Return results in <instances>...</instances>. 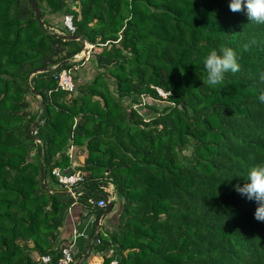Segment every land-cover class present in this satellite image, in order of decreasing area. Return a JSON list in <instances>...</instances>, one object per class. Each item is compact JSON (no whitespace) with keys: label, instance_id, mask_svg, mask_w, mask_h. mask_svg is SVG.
<instances>
[{"label":"trees","instance_id":"obj_1","mask_svg":"<svg viewBox=\"0 0 264 264\" xmlns=\"http://www.w3.org/2000/svg\"><path fill=\"white\" fill-rule=\"evenodd\" d=\"M229 2L35 0L40 26L27 0H0V264L55 261L77 208L94 213L83 250L102 264H264L257 202L234 188L264 161V25ZM64 15L79 40L47 27ZM83 42L95 74L61 90L57 75ZM222 46L241 67L209 87L203 59ZM145 96L163 102L146 104L149 119L134 107ZM71 146L84 158L77 200L46 182L54 167L71 170ZM110 185L121 200L96 228L104 208L88 200L107 199Z\"/></svg>","mask_w":264,"mask_h":264},{"label":"clouds","instance_id":"obj_2","mask_svg":"<svg viewBox=\"0 0 264 264\" xmlns=\"http://www.w3.org/2000/svg\"><path fill=\"white\" fill-rule=\"evenodd\" d=\"M229 9L233 12L246 11L250 23L264 25V0H230ZM206 79L203 83L214 87L224 81L226 73H236L240 70L237 52L231 47L222 46L219 51L213 50L203 59ZM264 81V73L260 74ZM260 104H264V90L256 97ZM239 176V175H238ZM243 184L234 185L235 190L248 200L257 202L254 218L264 221V161L251 167Z\"/></svg>","mask_w":264,"mask_h":264},{"label":"built area","instance_id":"obj_3","mask_svg":"<svg viewBox=\"0 0 264 264\" xmlns=\"http://www.w3.org/2000/svg\"><path fill=\"white\" fill-rule=\"evenodd\" d=\"M61 23L63 28L65 29V32H67L68 35H73L75 31V26L72 22L71 15H64L61 19ZM89 47H92L91 45H88ZM87 47V46H86ZM88 53V52H87ZM81 54L83 55L84 52L82 51ZM75 57H78V54L75 55ZM57 87L61 90H65L68 92H73L75 90V83L73 79V69L71 67L62 69L58 75H57ZM158 93L165 97V93H163L160 89H157ZM51 178L54 179L55 186L59 187L60 190L63 192L69 193L75 200H77L79 196L78 188L80 187V183L83 181V175L79 170H64L58 167H54L50 171ZM108 199H98L97 201L93 199H89V204H95L96 207L99 208H105V206L108 204ZM86 210V209H84ZM92 219V224H93ZM74 228L71 231V236L67 241V244L60 249V253L58 258L55 261H52L51 256H43L39 259L41 264H74L75 263V255L77 253V250L79 248L78 246V239L79 238H85L87 234L84 232V230H79L76 225L73 226ZM108 264H119V261L114 258L111 259Z\"/></svg>","mask_w":264,"mask_h":264},{"label":"rangeland","instance_id":"obj_4","mask_svg":"<svg viewBox=\"0 0 264 264\" xmlns=\"http://www.w3.org/2000/svg\"><path fill=\"white\" fill-rule=\"evenodd\" d=\"M58 20L61 19L60 17L57 18ZM46 21V25L47 27L52 31V32H56L57 34H60V35H68L66 34L67 32H65L63 30L64 33H61V30H57V20H45ZM60 22V20H59ZM88 45H91L87 42H83L82 43V50L78 53V57H73L70 59V67L73 69V76L76 77L77 79V83H82V82H85L87 80H90L93 75L95 74V71H96V67L94 65V62L92 60V56H93V47H89ZM87 46V47H86ZM84 52V54L82 55L81 52ZM96 51V50H94ZM88 52V53H87ZM141 100H140V103L139 105H136L134 107H136L137 110L140 111V113H142L143 115H146L149 119L150 115L152 114L151 113V110H148L147 109V105L152 107V108H155V109H160L163 107V102L159 101V100H154V99H150L149 97H140ZM28 102H29V110L32 112V113H35L38 111V107H39V98L38 96L34 95V96H31L29 95L28 96ZM126 103V102H125ZM41 105V104H40ZM33 124L30 126V128L33 129ZM29 128V129H30ZM33 134V133H32ZM69 149H71V147H69ZM75 151H77V153H80V150L78 152V150L75 148L74 149ZM185 153H189L188 150L185 152ZM31 154V153H30ZM80 155V154H79ZM32 156V155H31ZM73 165V164H72ZM74 168H76V166H74ZM77 171V169L75 170ZM46 182H47V185L50 189L52 190H59L60 188L55 186L54 184V180H52L51 176L47 177L46 179ZM107 188H109V195L107 196V199L113 203H118L121 199H120V196L114 191V188L112 185L108 186ZM94 213H89V216L91 219H94L93 216ZM100 223H103L102 220L100 221ZM91 234V233H90ZM90 234H89V238H90ZM88 240V239H87ZM84 241L83 242V245L79 248H81L82 250L80 251V253L76 254V258L77 260L79 259H82L84 258V248H85V245L88 241ZM31 244V242H29ZM20 246V245H19ZM80 246V245H79ZM96 254L100 253L98 251H94ZM112 253L111 250H106L104 252V254H106V256H109L110 254ZM34 256H36L35 258H37V255L34 253ZM98 256H101L103 257V253H100L98 254ZM76 261V260H75ZM81 262H84V260H82ZM97 264H102V262H97Z\"/></svg>","mask_w":264,"mask_h":264},{"label":"crops","instance_id":"obj_5","mask_svg":"<svg viewBox=\"0 0 264 264\" xmlns=\"http://www.w3.org/2000/svg\"><path fill=\"white\" fill-rule=\"evenodd\" d=\"M74 149L75 147L71 146V149L67 150V154L71 160V163L73 164L71 170H74L73 169L74 166L82 165L83 160H84L83 156L79 155V153H77V151H75ZM115 206L116 205L113 204V208ZM85 212L86 211L83 208L81 210L77 208L73 210L72 212L69 211V220H70V224L72 225L71 229H73L74 228L73 226L76 225V227L79 230L83 229L84 232L87 234L85 238L83 237V238L78 239L77 243H78V246L80 245L79 247L83 245L84 241H86L87 239L89 240V234L91 233L92 219L90 218V216H87V218H84ZM105 219L109 220L110 218L106 216ZM105 219L100 218V221L102 220V222H104ZM61 232H62V228H61ZM98 254H96L93 250L90 251V249L88 248L87 252L84 255V258L79 259V260H77L76 258V261L80 264H97V262L99 263L102 262V257L98 256ZM82 260H84V262H81Z\"/></svg>","mask_w":264,"mask_h":264},{"label":"water","instance_id":"obj_6","mask_svg":"<svg viewBox=\"0 0 264 264\" xmlns=\"http://www.w3.org/2000/svg\"><path fill=\"white\" fill-rule=\"evenodd\" d=\"M27 1L29 3L33 13H34V16H35L38 24L40 26H43V21L41 19L40 12H39V9H38V7H37V5L35 3V0H27ZM62 36L65 37V38H68V39H72V40H79L81 38V36H76V35H62ZM45 70H46V68H41V69H38V70L34 71L33 73L42 72V71H45ZM35 123L36 122H34L33 125H35ZM29 130H30V134H32L31 133L32 128H30ZM44 179H45V173L42 172L41 176H40V183H41L42 188L47 190L48 188H47V186H46V184L44 182ZM112 208H113V203L111 201H109L108 204L103 209V211L101 212V215L96 219V222H95L96 228L100 224V218L102 216L106 215L107 213H109L112 210Z\"/></svg>","mask_w":264,"mask_h":264}]
</instances>
